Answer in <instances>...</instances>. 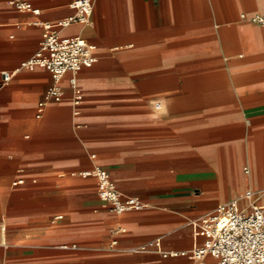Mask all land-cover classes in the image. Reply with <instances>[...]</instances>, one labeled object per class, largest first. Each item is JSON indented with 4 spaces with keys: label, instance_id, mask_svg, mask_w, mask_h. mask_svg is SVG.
I'll use <instances>...</instances> for the list:
<instances>
[{
    "label": "crops",
    "instance_id": "crops-1",
    "mask_svg": "<svg viewBox=\"0 0 264 264\" xmlns=\"http://www.w3.org/2000/svg\"><path fill=\"white\" fill-rule=\"evenodd\" d=\"M22 1L38 12L0 0V263L218 264L162 253L199 246L196 219L247 191L264 209V0H94L60 31L95 46L83 99L68 73L40 117L52 77L21 63L74 10ZM95 164L145 206L110 211L78 174Z\"/></svg>",
    "mask_w": 264,
    "mask_h": 264
},
{
    "label": "built area",
    "instance_id": "built-area-1",
    "mask_svg": "<svg viewBox=\"0 0 264 264\" xmlns=\"http://www.w3.org/2000/svg\"><path fill=\"white\" fill-rule=\"evenodd\" d=\"M73 13L55 23H42L43 31L37 50L21 66H41L51 75L49 85L38 103L37 117H40L48 101H60L63 91L62 77L70 74L71 101L79 105L83 95L77 86L76 72L80 67H88L96 61L95 46L80 36H62L60 31L70 24L88 25L91 22L94 0H68ZM18 10L38 12L22 0H10ZM252 20L264 23L263 16ZM12 73L2 72L3 80L10 79ZM78 174L92 176L97 182V195L107 204L110 211L121 214L140 210L145 203L137 196L122 193L101 165L95 164L89 170ZM20 182V181H17ZM253 192L247 191L242 197L223 203L196 219L203 232L199 246L188 250L163 252V257H186L200 261L205 256L215 258L218 264H264V209L252 199ZM245 199L241 206L239 200ZM56 218H60L57 216ZM5 264V263H0Z\"/></svg>",
    "mask_w": 264,
    "mask_h": 264
}]
</instances>
